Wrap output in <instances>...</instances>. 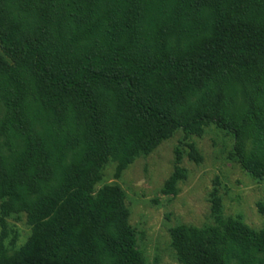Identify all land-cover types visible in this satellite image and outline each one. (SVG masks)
Masks as SVG:
<instances>
[{"label": "trees", "instance_id": "16d2710c", "mask_svg": "<svg viewBox=\"0 0 264 264\" xmlns=\"http://www.w3.org/2000/svg\"><path fill=\"white\" fill-rule=\"evenodd\" d=\"M211 125L264 180V0H0V264H146L104 172ZM176 159L164 195L185 179ZM210 202L212 223L171 229L177 260L264 264V228L225 216L218 187Z\"/></svg>", "mask_w": 264, "mask_h": 264}, {"label": "rangeland", "instance_id": "374dc122", "mask_svg": "<svg viewBox=\"0 0 264 264\" xmlns=\"http://www.w3.org/2000/svg\"><path fill=\"white\" fill-rule=\"evenodd\" d=\"M194 145L203 158L196 163L190 158ZM234 139L215 125L202 136L178 131L149 156L138 158L120 179L115 178V164L104 172V183L119 184L126 193L130 223L139 232V248L146 264H181L171 245V229L180 224L204 226L212 223L211 193L218 187L223 198L225 216L241 217L254 229L264 228V215L258 203L264 201V180L258 181L231 159ZM177 149L185 170L177 195H164L165 182L176 169ZM7 221L10 245L16 238L19 248L27 242L31 229L21 215ZM1 222V221H0ZM0 223V231H1Z\"/></svg>", "mask_w": 264, "mask_h": 264}]
</instances>
